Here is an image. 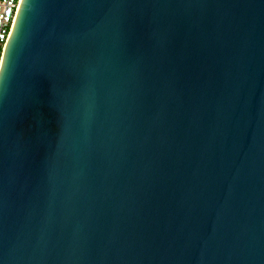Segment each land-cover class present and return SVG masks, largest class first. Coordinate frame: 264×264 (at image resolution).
Returning a JSON list of instances; mask_svg holds the SVG:
<instances>
[{"label": "water", "instance_id": "95a60500", "mask_svg": "<svg viewBox=\"0 0 264 264\" xmlns=\"http://www.w3.org/2000/svg\"><path fill=\"white\" fill-rule=\"evenodd\" d=\"M0 264H264V0H19Z\"/></svg>", "mask_w": 264, "mask_h": 264}, {"label": "built area", "instance_id": "2783aa9c", "mask_svg": "<svg viewBox=\"0 0 264 264\" xmlns=\"http://www.w3.org/2000/svg\"><path fill=\"white\" fill-rule=\"evenodd\" d=\"M18 3L19 0H0V47L2 48L0 62Z\"/></svg>", "mask_w": 264, "mask_h": 264}, {"label": "trees", "instance_id": "16d2710c", "mask_svg": "<svg viewBox=\"0 0 264 264\" xmlns=\"http://www.w3.org/2000/svg\"><path fill=\"white\" fill-rule=\"evenodd\" d=\"M2 48L0 47V55H1Z\"/></svg>", "mask_w": 264, "mask_h": 264}]
</instances>
